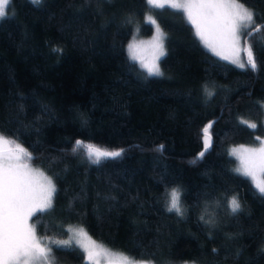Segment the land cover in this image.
<instances>
[{
    "label": "trees",
    "instance_id": "16d2710c",
    "mask_svg": "<svg viewBox=\"0 0 264 264\" xmlns=\"http://www.w3.org/2000/svg\"><path fill=\"white\" fill-rule=\"evenodd\" d=\"M240 2L264 26V0ZM146 14L165 34L159 76L127 54L135 26L141 36L153 31ZM244 44L256 70L210 52L169 6L11 0L0 20V133L28 149L56 185L53 209L31 219L38 238L63 239L79 226L153 264H264V194L235 171L229 151L264 137V27ZM210 123L211 147L198 158ZM87 144L123 153L97 164ZM173 188L183 216L167 210ZM232 196L237 214L226 206ZM52 247L54 264H90L78 247Z\"/></svg>",
    "mask_w": 264,
    "mask_h": 264
},
{
    "label": "snow or ice",
    "instance_id": "6c2138e0",
    "mask_svg": "<svg viewBox=\"0 0 264 264\" xmlns=\"http://www.w3.org/2000/svg\"><path fill=\"white\" fill-rule=\"evenodd\" d=\"M33 4L41 0H31ZM11 0H0V20L6 17V7ZM154 8L163 9L168 5L172 9L182 10L186 21L195 29V35L202 43L224 60L231 61L239 68L257 69L252 46L240 47L241 35L251 39L260 33L262 27L255 25V13L248 9L240 0H146ZM147 23L155 26V35L147 42L130 43L128 52L133 60H139L141 67L149 75H162L159 61L165 56V34L156 21L147 17ZM58 51V49H56ZM145 50L148 56L144 55ZM241 51L246 52V60H241ZM206 93H212L205 87ZM246 126L255 129L256 124ZM211 123L203 129V148L198 154L202 158L211 147L209 134ZM76 145L83 142L77 140ZM163 145L158 151L163 150ZM87 156L93 163H100L105 158L120 157L123 150L108 151L93 144H87ZM73 152L76 151L74 147ZM232 155L239 159L240 166L235 171L250 178L255 188L264 194V142L259 148L233 149ZM33 159L32 153L15 140L0 133V264H54L55 257L50 259L53 245L61 247L78 246L86 253L87 261L99 264L101 255L108 258V264H148L146 261H134L127 255L111 253L103 245L93 240L83 228L72 229L73 236L68 240H42L38 238L36 227L29 221L33 217L46 214L53 209V197L57 192L52 179L42 172L33 169L28 161ZM195 161H193L194 163ZM167 210L183 216L185 209L181 205V192L173 188L168 193ZM231 214L242 211V205L236 196L226 201ZM201 220L205 217L201 215ZM207 224H214L210 217Z\"/></svg>",
    "mask_w": 264,
    "mask_h": 264
},
{
    "label": "rangeland",
    "instance_id": "374dc122",
    "mask_svg": "<svg viewBox=\"0 0 264 264\" xmlns=\"http://www.w3.org/2000/svg\"><path fill=\"white\" fill-rule=\"evenodd\" d=\"M152 6V5H151ZM165 6H168V5H165ZM180 11H182V10H180ZM149 16H151L152 18H153V16L151 15V14H146L145 15V20H147V17H149ZM185 16V15H184ZM186 18V17H185ZM154 19V18H153ZM192 26V25H191ZM193 27V26H192ZM193 30H194V33H195V29H194V27H193ZM163 32V31H162ZM164 33V32H163ZM155 35V26L153 25V31H152V33L150 34V35H148V36H141L140 34H139V31H138V27L137 26H135L134 28H133V32H132V35H131V37H130V39H129V41H128V43H127V54H128V56H129V58L131 59V57H130V55H129V52H128V45L130 44V43H133V42H135V43H140V42H144V44L145 45H147V42H149V41H151L152 40V38H153V36ZM197 37V36H196ZM198 39H199V37H197ZM199 41H200V43L205 47V48H207L203 43H202V41L199 39ZM245 44H244V34H242L241 35V42H240V47L243 49V48H245V46H244ZM208 49V48H207ZM210 52H212L210 49H208ZM214 53V52H213ZM148 51L147 50H145V52H144V55L147 57L148 56ZM215 54V53H214ZM216 55V54H215ZM220 57V56H219ZM240 58H241V60H245V54H244V51H241V53H240ZM131 60H133V59H131ZM134 61H136L138 64H139V66L141 67V64H140V61L139 60H134ZM228 61V60H227ZM230 63H232L231 61H229ZM233 64V63H232ZM233 65H236V64H233ZM237 66V65H236ZM238 67V66H237ZM142 68V67H141ZM146 73H147V71H146V69H144V68H142ZM161 70V69H160ZM161 73H162V71H161ZM148 74V73H147ZM149 75V74H148ZM263 107H264V105H263ZM263 117H264V114H263ZM263 125H264V118H263ZM260 140L258 141V143L257 144H255V145H252V144H237V145H235V146H232V147H230L229 148V151H230V155L235 159V161H237V166H236V169L240 166V162H239V159L236 157V156H234V155H232V150L233 149H239V148H241V147H245V148H259L260 146H261V142H264V137H260L259 138ZM28 163L30 164V166L33 168V169H36V170H38V171H40V172H42L45 176H47V177H49L39 166H37V165H35L33 162H31V161H28ZM50 178V177H49ZM258 190V189H257ZM29 223L30 224H32L31 223V220L29 221ZM78 228H82V227H79V226H72V227H70L69 229H68V235L65 237V238H63V239H55V240H68L70 237H72L73 236V232H72V229H78ZM94 240V239H93ZM97 242V241H96ZM98 244H100V245H102L101 243H99V242H97ZM74 246H75V242H74ZM104 246V245H103ZM75 247H78V246H75ZM104 248H106V249H108L111 253H117V254H122V253H119V252H117V251H114V250H111V249H109V248H107L106 246H104ZM83 254H84V259H85V261L87 262V263H90V264H92V262H89V261H87V255H86V253H84L83 252ZM125 255V254H124ZM53 256H52V254H51V256H50V259L52 258ZM130 259H132V260H134V261H146V262H148V264H153V263H151L150 261H147V260H139V259H133V258H131V257H129ZM98 260H99V264H108V258H106L105 256H103V255H101L100 257H98ZM177 264H194V263H189V262H181V263H177Z\"/></svg>",
    "mask_w": 264,
    "mask_h": 264
}]
</instances>
